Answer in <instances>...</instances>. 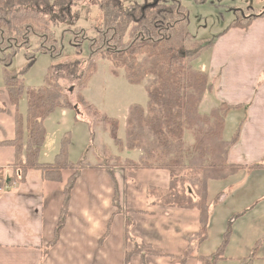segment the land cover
Returning <instances> with one entry per match:
<instances>
[{"label": "crops", "instance_id": "obj_1", "mask_svg": "<svg viewBox=\"0 0 264 264\" xmlns=\"http://www.w3.org/2000/svg\"><path fill=\"white\" fill-rule=\"evenodd\" d=\"M250 16L247 27L230 24L193 62L211 83L200 102V111L209 113L221 103L235 106L226 117L223 139L230 140L239 130L229 162L240 169L225 179L208 182L209 203L218 194L223 195L212 205L208 239L198 253H215L223 241L227 221L233 220L226 258L217 264H238L241 259H249L255 243L264 239V12ZM56 111L59 114L55 119ZM17 112L26 118L27 95L18 106L12 103L1 64L0 169L4 177L12 175L17 165L16 147L9 143L16 138ZM71 112L57 108L45 120L46 136L39 162L54 161L64 134L71 129ZM126 117L127 113L125 124ZM54 122L57 131L51 135ZM86 134L88 137L87 129L85 139ZM72 144L69 159L75 164ZM140 156L137 149L125 147L122 151L112 150L109 157L137 163ZM260 163L263 165L259 167ZM110 166L112 161L96 159L81 168L59 230L65 187L74 169L65 168L62 179L54 181L31 168L24 181L0 190V264H126L127 255H131L128 264H171V256L184 254L190 238L200 228L198 210L157 205L148 197L150 187L168 188L169 170ZM142 244L163 255L135 252ZM252 257L247 264L264 263V243ZM185 264L200 263L190 258Z\"/></svg>", "mask_w": 264, "mask_h": 264}, {"label": "trees", "instance_id": "obj_2", "mask_svg": "<svg viewBox=\"0 0 264 264\" xmlns=\"http://www.w3.org/2000/svg\"><path fill=\"white\" fill-rule=\"evenodd\" d=\"M82 0H0V33L3 37L21 35L23 22L29 20L31 26L38 27L46 34L64 19L72 16V9ZM123 0H103L97 2L104 12L107 25L106 35L110 36L118 50L107 53L116 68H124L125 77L133 84H140L147 76L153 79L146 85L148 104H133L126 120V139L118 137L119 122L104 115L103 121L118 148L142 151L139 162L126 160L134 168L159 167L170 172L167 189L150 187L148 197L153 203L166 207L196 209L199 212L200 228L190 238L184 254L171 256V264H185L190 258H197L200 264H217L225 259L224 252L232 233L230 221L223 241L211 255H200V245L208 239L211 208L219 202L223 192L212 203L208 202L209 180L225 179L236 173L240 166L229 162V153L239 138V130L230 140L223 139L226 117L235 106L221 103L209 113L199 109L204 93L211 88L208 75L194 68L193 62L211 43L197 45L188 31L189 12L179 0H136L126 9ZM252 16L237 20L231 26L247 27ZM37 23V24H32ZM38 31V29H36ZM137 33V34H136ZM126 35L129 44L121 46ZM136 35V36H135ZM53 37V34L51 35ZM5 38V37H4ZM105 38V37H104ZM11 48V47H10ZM93 50V47H92ZM14 50L1 59L4 85L9 91L12 103L27 95L26 124L17 112L16 138L9 142L16 147L17 165L12 175L4 177L0 169V190L10 189L25 180L31 168L39 169L44 179L60 181L62 170L74 169L65 187V200L58 230L63 226L71 190L83 165L81 160L72 163L69 159L70 137L66 133L61 140L59 153L52 163L39 162V154L45 142V120L60 107L74 110L77 104H89L79 92L74 104L66 95L64 86L58 80L59 72L70 74L76 89L86 86L96 69L92 60L80 73V61L51 65L44 84L27 86L19 74L6 68ZM142 56L140 59L138 55ZM29 57L28 67L35 62ZM80 73V74H79ZM114 73H116L114 71ZM78 107V106H77ZM78 111V108H75ZM77 120V118L75 117ZM27 130V137L24 131ZM192 130L195 141L186 145L184 135ZM119 161V157H116ZM259 167L263 163L258 164ZM257 166V165H256ZM80 167V169L78 168ZM135 252L142 255H163L150 245H138ZM131 255L126 256V264Z\"/></svg>", "mask_w": 264, "mask_h": 264}, {"label": "rangeland", "instance_id": "obj_3", "mask_svg": "<svg viewBox=\"0 0 264 264\" xmlns=\"http://www.w3.org/2000/svg\"><path fill=\"white\" fill-rule=\"evenodd\" d=\"M134 1L136 0H123V8L126 9ZM179 1L189 12L190 24L188 31L199 46L202 45L201 43L214 41L219 33L235 21L245 20L250 15L264 12V0ZM97 2H103V0L80 1L72 9L71 18L68 17L58 23L53 28V33L50 34H46L38 27L29 25L31 24L29 20L23 22V34L21 35L6 34L4 38L1 32L0 65L1 59L14 50L13 52L15 53L12 54L6 68L14 72V74H19V78L24 80L25 85H28V83L30 85H43L51 65L80 61L81 67L79 69L80 73H82L89 62L96 60L94 74L91 75L86 86L81 89H76L70 74L66 72H59L58 74V80L64 86L66 95L71 102L76 103V94L79 92L84 96L86 102L92 103L100 111H96L89 104L80 103L77 104L78 111L75 108L74 110L70 109L72 111L71 129L67 130L66 133H69L70 146L73 143L71 158L76 163L81 160L83 165L89 164V161L95 163L97 159L104 163L112 161V166L116 164L129 166L130 164L126 161H119L116 157H109L112 150L122 151L126 146L120 150L115 144L107 130L108 125L103 121L104 115L118 120V137L121 138L123 136L122 138L126 139L125 115L127 113L128 117L129 108L133 104L142 105L144 108L147 107L148 94L146 85L151 82L153 77L147 76L142 83L133 84L125 77V69L116 68L109 60L107 53L116 52L119 46H115L113 40H110V36L106 35L107 25L103 22L104 12L100 10ZM52 34L53 37H51ZM130 38V35H126L120 47L129 44ZM45 45L48 46L46 47ZM28 56L35 58L34 64L30 67H28ZM141 57L139 54L138 58L140 59ZM58 114L59 111H56L53 117L56 119ZM23 121L24 126L26 124L25 118ZM56 129L57 125L54 122L50 134L56 135ZM86 129L88 130V137L86 134L85 139ZM24 132V137L26 138L28 132L26 129ZM227 136L231 137V133L228 132ZM194 137L192 130H186L184 135L185 144H192L195 141ZM136 149L142 154L139 148ZM78 168L80 169V167ZM229 223L230 220L227 221L228 225ZM262 243H264V239L256 242L250 258L241 259L238 264L249 263L258 247L260 249ZM261 263L264 264L263 262Z\"/></svg>", "mask_w": 264, "mask_h": 264}, {"label": "built area", "instance_id": "obj_4", "mask_svg": "<svg viewBox=\"0 0 264 264\" xmlns=\"http://www.w3.org/2000/svg\"><path fill=\"white\" fill-rule=\"evenodd\" d=\"M46 47L48 46V45H45ZM50 54V53H49ZM16 185V184H15Z\"/></svg>", "mask_w": 264, "mask_h": 264}, {"label": "water", "instance_id": "obj_5", "mask_svg": "<svg viewBox=\"0 0 264 264\" xmlns=\"http://www.w3.org/2000/svg\"><path fill=\"white\" fill-rule=\"evenodd\" d=\"M75 108H78L77 106H75Z\"/></svg>", "mask_w": 264, "mask_h": 264}]
</instances>
